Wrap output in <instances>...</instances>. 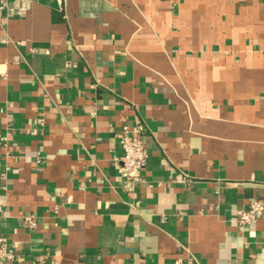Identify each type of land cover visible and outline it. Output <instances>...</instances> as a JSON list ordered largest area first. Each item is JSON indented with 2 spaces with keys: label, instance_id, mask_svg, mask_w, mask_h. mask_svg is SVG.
Instances as JSON below:
<instances>
[{
  "label": "crops",
  "instance_id": "1",
  "mask_svg": "<svg viewBox=\"0 0 264 264\" xmlns=\"http://www.w3.org/2000/svg\"><path fill=\"white\" fill-rule=\"evenodd\" d=\"M252 201L264 0H0L3 264H264Z\"/></svg>",
  "mask_w": 264,
  "mask_h": 264
},
{
  "label": "built area",
  "instance_id": "2",
  "mask_svg": "<svg viewBox=\"0 0 264 264\" xmlns=\"http://www.w3.org/2000/svg\"><path fill=\"white\" fill-rule=\"evenodd\" d=\"M144 127L138 126L135 128V135H131L127 127H123L118 134V140L122 149L120 174L125 179H131L136 173L146 166L147 153L146 145L143 136ZM264 216V203L252 201L248 211L241 212L238 222L240 224L249 223L250 221ZM23 225L26 228H34L36 225L35 218L32 216L22 217ZM8 259L6 252V241L0 235V264ZM36 264H59L53 259H48V256L42 257Z\"/></svg>",
  "mask_w": 264,
  "mask_h": 264
}]
</instances>
